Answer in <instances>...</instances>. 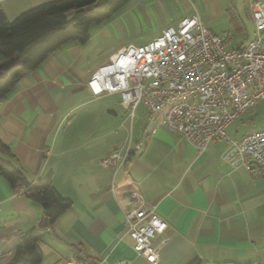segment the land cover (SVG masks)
<instances>
[{"label": "crops", "instance_id": "1", "mask_svg": "<svg viewBox=\"0 0 264 264\" xmlns=\"http://www.w3.org/2000/svg\"><path fill=\"white\" fill-rule=\"evenodd\" d=\"M47 1L0 0V5L12 19ZM245 11L252 17L250 5ZM218 14H238L244 26L234 0H129L109 21L93 25L87 42H70L27 71L0 104V156L32 184L51 176L59 193L72 200L40 242L42 264L122 259L151 264L135 252L124 225L136 189L167 224L153 240L156 264H187L197 257L264 264V172L254 175L228 164L222 157L225 140L200 152L157 125L145 107L132 115L119 94L94 96L87 85L123 46L146 44L193 15L208 27ZM115 151L128 160L103 166ZM44 213L43 203L31 199L24 185L12 187L0 177V264L12 262Z\"/></svg>", "mask_w": 264, "mask_h": 264}, {"label": "built area", "instance_id": "2", "mask_svg": "<svg viewBox=\"0 0 264 264\" xmlns=\"http://www.w3.org/2000/svg\"><path fill=\"white\" fill-rule=\"evenodd\" d=\"M250 7L256 32L248 43L233 46L227 32L215 33L199 15H193L164 28L146 44L120 48L92 73L88 88L94 96L119 94L132 115L143 104L157 125H166L200 152L212 141L225 140L222 157L228 164L244 166L254 175L262 173L264 129L240 138H231L227 132L236 119L264 99V2L254 0ZM127 160L128 155L115 151L102 165L117 167ZM124 219L138 256L151 264L159 262L153 240L167 224L138 189L132 190Z\"/></svg>", "mask_w": 264, "mask_h": 264}, {"label": "trees", "instance_id": "3", "mask_svg": "<svg viewBox=\"0 0 264 264\" xmlns=\"http://www.w3.org/2000/svg\"><path fill=\"white\" fill-rule=\"evenodd\" d=\"M129 0H50L8 18L0 5V104L15 89L22 76L37 69L50 55L70 42L85 43L93 25H101L116 16ZM232 11V10H231ZM231 21L240 26L238 14ZM2 147L9 151L7 146ZM0 177L12 187L24 185L26 194L43 203L42 224L28 231L10 264H42L40 242L67 211L72 200L62 196L51 176L35 184L23 171L0 156ZM187 264L209 263L195 258Z\"/></svg>", "mask_w": 264, "mask_h": 264}, {"label": "rangeland", "instance_id": "4", "mask_svg": "<svg viewBox=\"0 0 264 264\" xmlns=\"http://www.w3.org/2000/svg\"><path fill=\"white\" fill-rule=\"evenodd\" d=\"M237 8H240L242 14H240L241 19L244 22V26L240 23V26H235L231 19V14H218L214 18L210 19L207 24L208 27H212L216 33H223L224 30L230 35V39L233 44L240 45L241 43H248L255 36L256 26L255 23L245 11V7H248L250 3L254 0H234ZM264 2V0H261ZM239 17V16H238ZM92 106V105H89ZM94 107V105H93ZM144 107L140 104V108ZM95 118V117H94ZM103 117L97 116V120L101 121ZM264 129V99L260 100L255 107L246 112L240 119L233 122L230 128L227 129L228 133L233 136H241L246 133H251Z\"/></svg>", "mask_w": 264, "mask_h": 264}]
</instances>
